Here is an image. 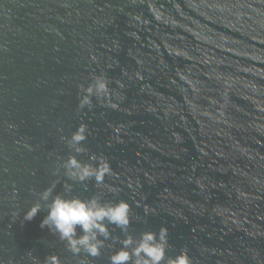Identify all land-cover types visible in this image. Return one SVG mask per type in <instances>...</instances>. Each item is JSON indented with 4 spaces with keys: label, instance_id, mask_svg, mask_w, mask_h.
<instances>
[{
    "label": "water",
    "instance_id": "95a60500",
    "mask_svg": "<svg viewBox=\"0 0 264 264\" xmlns=\"http://www.w3.org/2000/svg\"><path fill=\"white\" fill-rule=\"evenodd\" d=\"M95 76L109 95L80 110ZM82 125L112 175L72 195L128 201L137 238L167 226L168 257L264 264V0H0V264H76L22 217Z\"/></svg>",
    "mask_w": 264,
    "mask_h": 264
},
{
    "label": "clouds",
    "instance_id": "9594fccd",
    "mask_svg": "<svg viewBox=\"0 0 264 264\" xmlns=\"http://www.w3.org/2000/svg\"><path fill=\"white\" fill-rule=\"evenodd\" d=\"M81 93L78 109L90 108L94 98L103 99L109 95V82L104 76H95L86 87L81 86ZM60 139L73 154L66 159L55 160L52 174L57 178L48 187L42 191L35 187L29 189L36 196V200L24 212L22 222L31 221L41 211H45L46 215L40 223L41 229H47L57 236L64 243L66 251L73 258H77L76 264H88V258L94 260L103 256V249L108 241H116L121 245L118 251L107 258L108 264H194L187 250L182 249L177 255L168 257L167 226H161L158 232L146 230L138 238L131 235L128 230L133 218L128 201L113 203L104 202L99 195H92L87 199L72 195L76 184L86 185L94 181L96 186L103 185L105 177L112 175L111 166L95 155L90 156L92 163L78 158L86 151V129L83 125L70 137L61 136ZM61 182L62 193L56 191ZM113 229L124 233L123 239L113 237ZM34 264H40L35 257ZM43 264L63 262L59 256L49 255L44 258Z\"/></svg>",
    "mask_w": 264,
    "mask_h": 264
}]
</instances>
